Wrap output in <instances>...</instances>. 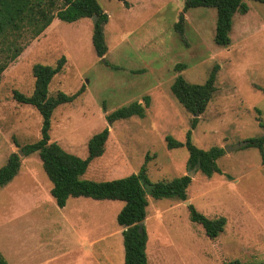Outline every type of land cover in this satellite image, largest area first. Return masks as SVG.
<instances>
[{
	"label": "rangeland",
	"instance_id": "rangeland-1",
	"mask_svg": "<svg viewBox=\"0 0 264 264\" xmlns=\"http://www.w3.org/2000/svg\"><path fill=\"white\" fill-rule=\"evenodd\" d=\"M108 15L103 28L106 55L92 46L93 22L54 19L38 37L23 33L25 49L0 79V168L20 148L40 138L38 111L12 98L33 91V65L54 66L60 73L48 85L57 92L81 93L56 107L50 118V141L80 158L87 142L108 128L101 157L82 179L109 181L138 172L146 162L150 183L187 175V151L169 150L165 137L184 142L193 116L172 96L177 75L202 84L214 66L216 91L191 131L198 148L230 147L260 137L264 123V4L242 0L245 14L235 13L230 45L214 43L216 11H184L185 0H96ZM180 16L181 33L174 29ZM185 68L179 72L175 66ZM149 97L145 117L107 121L111 112ZM20 169L0 188V254L6 264H124L122 227L116 216L122 201L69 198L63 208L50 195L51 182L36 153L19 155ZM221 174L195 171L187 201L209 219L224 217L215 239L189 220L187 206L174 198L146 196L148 264H223L264 262V157L244 146L218 160Z\"/></svg>",
	"mask_w": 264,
	"mask_h": 264
},
{
	"label": "trees",
	"instance_id": "trees-1",
	"mask_svg": "<svg viewBox=\"0 0 264 264\" xmlns=\"http://www.w3.org/2000/svg\"><path fill=\"white\" fill-rule=\"evenodd\" d=\"M124 2V0H118ZM264 4V0H252ZM206 7L216 11L215 33L213 41L216 45L226 47L230 45L229 33L232 18L235 13L245 14L247 5L242 0H185L184 11L189 8ZM96 17L92 28V46L98 58L106 55L107 45L103 28L108 22V15L102 10L96 0H0V79L2 73L25 49L23 33L28 32L29 39L38 37L54 19L72 23L80 19ZM180 16L174 29L181 33ZM65 57L61 56L54 66L35 64L31 73L34 78L33 91L30 95L18 91L12 92V98L19 104L35 108L41 116L40 138L34 143L20 148L24 156L36 153L41 166L51 182L50 195L59 208H63L69 198H91L94 200L122 201L123 208L116 216L117 224L122 227V243L124 250V264H148L146 255L147 234L145 228L139 232V223L146 219V208L149 195L154 199L174 198L187 201V190L191 184V177L182 175L167 181L150 183L146 175V162L137 173L109 181H89L82 179L89 164L104 153L109 130L104 128L94 134L87 142L85 158L66 152L56 142L50 141V118L53 110L66 103H71L81 93L73 95L57 92L48 96V85L54 75L61 72L65 64ZM184 65L175 66L177 72L183 70ZM218 66H214L202 84L187 82L182 75H177L170 86L172 96L181 107L193 116L190 129L185 134V141L180 142L171 136L165 137L166 147L171 149L184 147L187 151L186 166L196 167L206 177L221 174L218 160L225 151L220 147L207 150L196 147L191 142V131L196 128L198 116L202 115L212 99L216 87V73ZM149 97H143V105L132 102L106 116L107 121L126 119L132 116L145 117V109L149 107ZM197 115V116H195ZM263 134L260 137L246 140L247 147L258 149L264 157V123H260ZM18 153L12 154L6 164L0 168V188L6 186L18 174L20 169ZM189 220L200 225L205 235L215 239L224 230V217L209 219L200 214L191 204L187 206ZM0 264L6 261L0 254ZM223 264H264V262H241L232 260Z\"/></svg>",
	"mask_w": 264,
	"mask_h": 264
},
{
	"label": "water",
	"instance_id": "water-1",
	"mask_svg": "<svg viewBox=\"0 0 264 264\" xmlns=\"http://www.w3.org/2000/svg\"><path fill=\"white\" fill-rule=\"evenodd\" d=\"M91 20L94 23L96 21V17L94 16ZM195 116H197V115H195ZM246 145H247V142H241V143H238V144L233 145V146H230V147H224L223 149H224V151L226 153H228V152H231V151H235V150H237L239 148H242V147H244ZM18 154L19 155H22V152L19 151ZM195 171H196V167H194L193 169H191L189 171V173L187 174V176L192 177ZM184 203L186 205L189 204L188 201H185ZM138 227H139V229H138L139 232H141L144 229V227H145V221L140 222L139 225H138Z\"/></svg>",
	"mask_w": 264,
	"mask_h": 264
},
{
	"label": "crops",
	"instance_id": "crops-1",
	"mask_svg": "<svg viewBox=\"0 0 264 264\" xmlns=\"http://www.w3.org/2000/svg\"><path fill=\"white\" fill-rule=\"evenodd\" d=\"M146 222H147V218L145 219V225H146ZM86 264H92V258L91 257H88Z\"/></svg>",
	"mask_w": 264,
	"mask_h": 264
}]
</instances>
